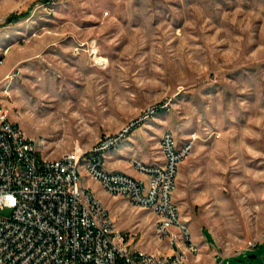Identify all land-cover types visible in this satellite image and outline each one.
<instances>
[{
	"label": "rangeland",
	"instance_id": "rangeland-1",
	"mask_svg": "<svg viewBox=\"0 0 264 264\" xmlns=\"http://www.w3.org/2000/svg\"><path fill=\"white\" fill-rule=\"evenodd\" d=\"M0 99L54 158L155 108L119 148L134 169L167 131L192 143L174 191L189 264H264V0H0ZM85 185L118 229L166 250L153 211Z\"/></svg>",
	"mask_w": 264,
	"mask_h": 264
},
{
	"label": "built area",
	"instance_id": "built-area-1",
	"mask_svg": "<svg viewBox=\"0 0 264 264\" xmlns=\"http://www.w3.org/2000/svg\"><path fill=\"white\" fill-rule=\"evenodd\" d=\"M155 112L149 109L92 148L54 158L10 118L0 99V209L9 212L0 214V264H189L196 245L174 191L192 143L181 144L173 132H165L160 160H131L140 178L106 166L105 154ZM87 179L134 210L153 211L154 235L166 250H146L137 243V232L118 229L106 205L85 185Z\"/></svg>",
	"mask_w": 264,
	"mask_h": 264
},
{
	"label": "crops",
	"instance_id": "crops-1",
	"mask_svg": "<svg viewBox=\"0 0 264 264\" xmlns=\"http://www.w3.org/2000/svg\"><path fill=\"white\" fill-rule=\"evenodd\" d=\"M126 152H127L126 146H121L120 148L116 150L107 152L105 154V161H106L107 168L110 170L125 171L135 177L140 178L141 175L136 170L130 168L128 165L125 164ZM132 159H138V158H132ZM160 159H161V156L157 160H160Z\"/></svg>",
	"mask_w": 264,
	"mask_h": 264
},
{
	"label": "water",
	"instance_id": "water-1",
	"mask_svg": "<svg viewBox=\"0 0 264 264\" xmlns=\"http://www.w3.org/2000/svg\"><path fill=\"white\" fill-rule=\"evenodd\" d=\"M256 257V255H254V254H252L251 256H250V258H255Z\"/></svg>",
	"mask_w": 264,
	"mask_h": 264
}]
</instances>
